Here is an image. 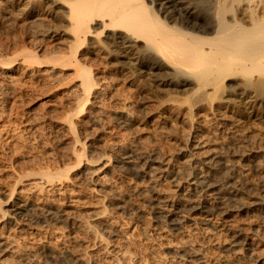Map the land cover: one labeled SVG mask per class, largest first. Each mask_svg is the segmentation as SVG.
<instances>
[{
  "label": "rangeland",
  "instance_id": "374dc122",
  "mask_svg": "<svg viewBox=\"0 0 264 264\" xmlns=\"http://www.w3.org/2000/svg\"><path fill=\"white\" fill-rule=\"evenodd\" d=\"M54 1L0 0V264H264V93L234 77L236 96L200 100L132 58L114 66L91 33L76 57L100 67L76 114L75 63L52 60L73 44Z\"/></svg>",
  "mask_w": 264,
  "mask_h": 264
},
{
  "label": "bare ground",
  "instance_id": "6f19581e",
  "mask_svg": "<svg viewBox=\"0 0 264 264\" xmlns=\"http://www.w3.org/2000/svg\"><path fill=\"white\" fill-rule=\"evenodd\" d=\"M54 3L65 9L73 44L68 56L64 54L51 59H57L56 62L67 60L69 66L75 63L74 74L80 80L83 94L82 100L77 102L80 108L76 114L82 112L93 92L97 83L94 69L100 67L96 68L94 62L93 69L88 57L80 54V58L76 57L87 38L94 40L89 36L91 33L97 37L95 47L110 46L108 58L115 61H112L114 66L125 68L127 60L132 58L135 71L153 69L164 87L189 88L200 100L223 94L236 96L230 86L232 82L227 88L224 85L225 80L234 77L243 79L240 90L246 98L251 95L257 102L264 93V0H209L207 10L203 9L201 0H55ZM95 21L101 22V30H91ZM105 31L110 32L106 37L109 42L98 40ZM31 55L26 53L24 61L34 63L36 59ZM101 60L99 64L107 61ZM167 70L171 71L168 73ZM208 89L211 93H207ZM237 95L235 98L239 97ZM68 123L71 131L75 129L72 121ZM81 156L76 154L78 159ZM154 160L144 162L151 173L159 169ZM192 180L195 193L209 188L203 178L193 177ZM207 208L202 203L192 209L203 212ZM23 211L17 208L14 215L25 213Z\"/></svg>",
  "mask_w": 264,
  "mask_h": 264
}]
</instances>
